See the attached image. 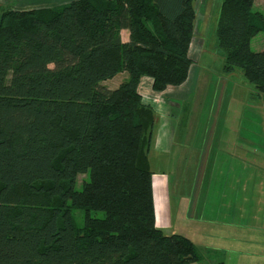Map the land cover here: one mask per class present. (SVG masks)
Wrapping results in <instances>:
<instances>
[{"label": "trees", "instance_id": "obj_1", "mask_svg": "<svg viewBox=\"0 0 264 264\" xmlns=\"http://www.w3.org/2000/svg\"><path fill=\"white\" fill-rule=\"evenodd\" d=\"M192 3H0V264L200 260L188 237L155 224L154 110L138 91L143 76L156 92L187 79ZM253 4L222 0L215 51L223 73L239 70L264 97V49L250 48L264 33V14ZM121 72L127 77L116 88L102 85Z\"/></svg>", "mask_w": 264, "mask_h": 264}, {"label": "crops", "instance_id": "obj_2", "mask_svg": "<svg viewBox=\"0 0 264 264\" xmlns=\"http://www.w3.org/2000/svg\"><path fill=\"white\" fill-rule=\"evenodd\" d=\"M69 1L71 0H28L25 2L30 7H43V5H61ZM7 2L16 7L13 0H6ZM120 35L122 41H128L127 29H122ZM192 42L193 39L189 46V55L193 59L198 52L202 51V48L200 42L197 45H191ZM197 67L192 62L187 79L183 84L169 86L161 92L153 91L151 89L152 79L143 76L140 78L138 91L148 104H150L149 99H154L159 104L165 101V104L179 107L181 105L176 101L181 99L189 106L194 100L198 102L196 96L199 80L202 83L200 95L210 94L207 91L212 79L199 77ZM237 72L225 74L221 67L218 83L213 81L215 85L212 90L214 102L210 104H215L217 109H220L225 97L232 96L248 99L252 104L257 102V106L264 109V97L253 95V88L245 86L243 84L245 81L240 77L242 75ZM165 104L159 105V110L167 115L172 114L173 111L166 108L167 104ZM227 105L225 114L236 120V108L232 99ZM167 115H158L159 125L156 126L155 132L153 131L149 164L150 167L153 163L158 165L159 169L156 172L151 171L160 172L162 176L171 171L177 174L186 166L185 199L189 203L186 204L182 198L170 196V207L185 208L188 219L202 223L207 238L202 248L201 258L204 257L208 261L207 264L219 262L223 264H264V151L259 150L257 143L261 139L254 136L264 134V127L238 125L217 127L214 125L215 119L220 115V112H217L213 124L206 125L201 130L194 128L191 131L192 127L178 128L173 125V121ZM212 117L209 111V118ZM163 121L164 127L161 124ZM242 135L248 138L244 143ZM181 138L186 140L185 150L182 144L184 140L180 141ZM173 153L176 154L173 156ZM166 160L170 163V170L167 168ZM177 182H180V174ZM182 235L188 237L185 234Z\"/></svg>", "mask_w": 264, "mask_h": 264}, {"label": "rangeland", "instance_id": "obj_3", "mask_svg": "<svg viewBox=\"0 0 264 264\" xmlns=\"http://www.w3.org/2000/svg\"><path fill=\"white\" fill-rule=\"evenodd\" d=\"M16 4L15 6L18 8L30 7L27 5L28 0H13ZM30 1V0H29ZM222 0H193V8L195 11V18L193 21L194 31H193V42L191 45H197L200 42V47L202 51L196 54L194 57L193 63H195L199 69L197 75L199 77H206L210 80L209 88L207 93L209 95H200L202 91V83L201 80L198 82V93L197 98L198 102L194 100L191 102L189 106H187L186 102H182L179 99V105L181 106H173L171 104H165V101H161V103H156L154 99H149L150 104H152V108L154 110V132L156 126L159 125L158 115L164 116L167 115L164 111L159 110V105L165 104L167 107L171 109L173 112L169 114V119L173 121V125L178 128L182 127H192L191 131L194 128L202 129L206 125L213 124L214 116L217 112H220L218 118L215 119L214 125L218 126H228V125H238L242 127L246 126H256V127H264V109L261 106H257V102L252 104L248 99L241 98H233L225 97L222 107L217 109L215 104H210L214 102L213 100V92L212 90L215 88L213 83H218L219 73L221 71V67L223 65V58L218 55L215 51V30L217 24L218 13L220 9ZM0 3H6V0H0ZM8 3V2H7ZM67 3V2H65ZM46 6V5H43ZM33 8V7H30ZM36 8V7H35ZM253 10L259 11L264 14V0H254ZM196 47V46H193ZM250 48L253 51H259L264 49V33L259 32L250 40ZM239 71V70H236ZM238 73V72H237ZM126 72H121L117 74L115 77L109 80L102 81V85L113 89L118 86L120 82L126 79ZM245 82L243 84L248 87H253V84L249 83L243 76H240ZM207 90V89H206ZM243 98V97H242ZM146 99V98H144ZM219 97L216 99V101ZM232 99V103L236 108V120L231 117H227L225 114L226 108L228 107V101ZM252 104V105H251ZM193 105V106H192ZM154 106V107H153ZM212 106V107H211ZM155 108V109H154ZM158 108V109H156ZM215 108V110H212ZM209 111L212 113L213 117L209 118ZM234 111V109H233ZM239 119V120H238ZM162 127H164V121L161 123ZM261 139V141L257 142L259 145V150L263 149L264 151V134L254 135ZM186 137V136H185ZM242 142L244 143L248 138L246 135H242ZM184 140L181 138L180 141ZM178 141V142H180ZM201 142V141H200ZM184 145V150L186 146V140L182 141ZM176 153H173L174 156ZM262 154V153H260ZM167 168L170 170L171 166L169 161L166 160ZM150 170H154L156 172L159 169L158 165H153L150 167ZM183 168V167H182ZM185 169L175 174L174 171L166 173L165 176H162L160 172L152 174V189H153V205H154V214H155V224L161 229L164 233H172V232H180L182 234L187 235L192 242L194 243L196 249L201 253H203L202 248L206 243V230L202 227V223L197 220H190L186 216L185 208H177L173 209L170 207V196L174 198L179 197L180 199L186 201V204L189 203L185 199L186 196V188H185ZM180 174V182L178 183V176ZM159 177H164L163 179ZM85 178L84 174H80L75 182V189H81V182ZM162 181H160V180ZM167 179V180H166ZM169 181L171 184H168ZM174 186V187H173ZM188 196V195H187ZM200 203V197H199ZM77 217L75 214V225L81 226L83 223L82 212H77ZM97 215L102 216L101 211L96 212ZM179 234V233H178ZM249 237V235H247ZM208 262L204 257L200 258V260L196 264H207Z\"/></svg>", "mask_w": 264, "mask_h": 264}]
</instances>
